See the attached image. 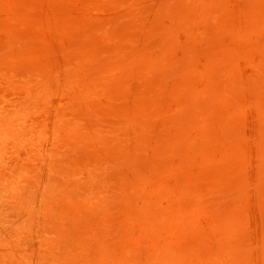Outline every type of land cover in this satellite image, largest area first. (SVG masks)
I'll return each mask as SVG.
<instances>
[{
  "label": "rangeland",
  "instance_id": "rangeland-1",
  "mask_svg": "<svg viewBox=\"0 0 264 264\" xmlns=\"http://www.w3.org/2000/svg\"><path fill=\"white\" fill-rule=\"evenodd\" d=\"M0 264H264V0H0Z\"/></svg>",
  "mask_w": 264,
  "mask_h": 264
}]
</instances>
